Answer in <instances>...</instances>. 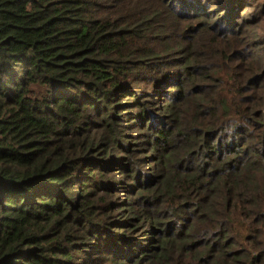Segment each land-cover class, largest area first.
Instances as JSON below:
<instances>
[{"label":"trees","instance_id":"trees-1","mask_svg":"<svg viewBox=\"0 0 264 264\" xmlns=\"http://www.w3.org/2000/svg\"><path fill=\"white\" fill-rule=\"evenodd\" d=\"M0 264H264V0H0Z\"/></svg>","mask_w":264,"mask_h":264}]
</instances>
